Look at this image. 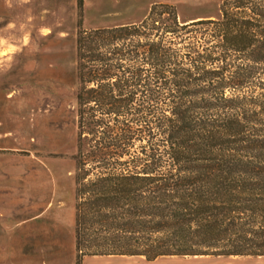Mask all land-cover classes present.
I'll list each match as a JSON object with an SVG mask.
<instances>
[{"label": "trees", "instance_id": "16d2710c", "mask_svg": "<svg viewBox=\"0 0 264 264\" xmlns=\"http://www.w3.org/2000/svg\"><path fill=\"white\" fill-rule=\"evenodd\" d=\"M77 27L76 260L264 257V0Z\"/></svg>", "mask_w": 264, "mask_h": 264}, {"label": "rangeland", "instance_id": "374dc122", "mask_svg": "<svg viewBox=\"0 0 264 264\" xmlns=\"http://www.w3.org/2000/svg\"><path fill=\"white\" fill-rule=\"evenodd\" d=\"M161 1L175 7L180 21H189L217 16L221 0ZM29 2L0 0V89L4 88L2 92L12 99H22L6 117L13 125L23 124L22 131H13L10 136L18 150L5 153L3 164L8 167L0 164V183L3 174L10 175L8 184L13 188L11 196L0 197V208L11 211L0 212V264H264V257L240 256H173L153 261L103 256L76 260L72 155L76 151L77 23L80 20L81 28L89 30L137 20L146 15L151 5L123 0H76L71 13L54 14L53 5H48L51 11L38 19ZM9 6L15 10L12 12ZM65 15H71V19L59 23L58 16ZM3 105L0 98V113ZM19 105L21 110L17 113ZM255 119L251 126L264 129V116ZM35 127L43 132H33ZM58 136L61 146L49 144ZM23 140H28L31 148L43 151L36 154Z\"/></svg>", "mask_w": 264, "mask_h": 264}, {"label": "crops", "instance_id": "0c3cea01", "mask_svg": "<svg viewBox=\"0 0 264 264\" xmlns=\"http://www.w3.org/2000/svg\"><path fill=\"white\" fill-rule=\"evenodd\" d=\"M29 1H30L29 5H32L34 7L38 19H42L44 14H46L49 11H51V8H48V5H53L52 12L54 14L58 13V12L66 14L68 12L71 13L75 9V3H76V0H29ZM123 2H128V3L148 2L150 5H153V4H159V3L165 2V1H161V0H150V1L123 0ZM9 10H11L13 12L15 9H14V7H10ZM143 17H141V18H139L137 20L124 21V22H121L119 24L112 25V26H97V27H94V28L92 27L91 29L110 28V27H116V26L129 25V24H133V23L139 22ZM213 17H215V16L200 17V18H195V19L198 20V19H206V18H213ZM55 18H56V16H55ZM58 19H59L58 20L59 23L61 21H66L67 19L70 20L71 19V15H65V16H62V17L58 16ZM57 25L59 26V24H57ZM49 27L50 26H48L46 28L50 29ZM3 90H4V88L0 89V98L3 100V104H4L3 105V109H2V111L0 113V164L2 163L1 165L6 166L5 164H3V163L6 162V157H7L5 155V153H7L8 150H12V151L15 152L19 148L18 145L16 143H14L15 140L10 139L11 138L10 137L11 133L13 131H18V130L22 131V127L21 126L23 124L16 123L15 125H13L12 122L8 121V119L6 117V116L9 115V110L11 108L13 109L14 108L13 106L18 105L17 102L20 103V101H22V99L21 98H13L12 99L11 97H8L5 94V92H2ZM16 108H17L16 109L17 113L20 112V110H21L20 105H19V107H16ZM48 130H49V133H51V135H52L53 132H51L50 129H48ZM40 131L43 132L41 129H39L37 127H35V130L33 129V132H35V133L40 132ZM74 135H75V140H76V127H75V130H74ZM52 137H53V135H52ZM23 141H25V145L29 146L31 151L35 152L36 154L38 153V151H43L42 149H39L37 147H32L31 148V144L28 143L29 142L28 140H23ZM61 143H62L61 136H58L56 141L51 140V142H49V144H51L52 146H58ZM6 167H8V165ZM69 174H70V172L68 173V175ZM2 179H3L2 180V184L0 183V197L7 198L8 195L11 196V193H13V188L9 187V184H8V181H10L11 178H10V175H4L3 174L2 175ZM4 193H5V195H4ZM4 201H6V199ZM9 209L10 208H0V212H3V213L11 212Z\"/></svg>", "mask_w": 264, "mask_h": 264}]
</instances>
